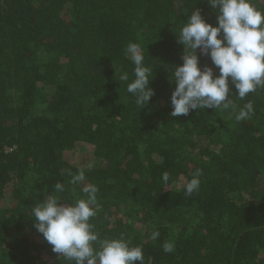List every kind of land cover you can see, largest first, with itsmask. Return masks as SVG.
Wrapping results in <instances>:
<instances>
[{"label": "trees", "instance_id": "obj_1", "mask_svg": "<svg viewBox=\"0 0 264 264\" xmlns=\"http://www.w3.org/2000/svg\"><path fill=\"white\" fill-rule=\"evenodd\" d=\"M195 8L217 25L208 0H0V264H70L30 215L57 182L65 204L97 188L96 248L123 238L144 264H264V89L241 100L229 80L236 110L253 104L242 121L231 109L170 115ZM130 42L152 72L143 109L126 90ZM205 66L219 75L200 55Z\"/></svg>", "mask_w": 264, "mask_h": 264}, {"label": "clouds", "instance_id": "obj_2", "mask_svg": "<svg viewBox=\"0 0 264 264\" xmlns=\"http://www.w3.org/2000/svg\"><path fill=\"white\" fill-rule=\"evenodd\" d=\"M208 3L217 13L216 26L207 22L201 10L195 8L180 30L178 43L184 46L183 63L171 70L175 88L170 115H188L197 109H231L235 119L242 121L254 112L253 104L249 101L237 111L230 98L229 80L241 100L257 89H264V11L255 7L252 0H208ZM125 54L134 65V78L127 83L126 90L143 109L155 95L154 89L149 87L152 72L144 64L145 56L139 44L130 42ZM200 55L210 56L219 75L213 67H200ZM119 81L128 82V73L121 74ZM200 174L198 170L187 183L185 195L191 196L199 189ZM82 178V174L75 176L72 183ZM163 179L167 181L166 173ZM63 191L64 185L57 182L52 194L33 206L30 214L34 227L54 253L70 264H144L142 248L130 246L123 238L104 239L99 241V248L94 247L98 235L90 220L96 215V187H85L87 199L75 204L62 203L54 194ZM151 238L158 239L159 232L153 233ZM174 249L171 242L163 244L165 253H172Z\"/></svg>", "mask_w": 264, "mask_h": 264}]
</instances>
